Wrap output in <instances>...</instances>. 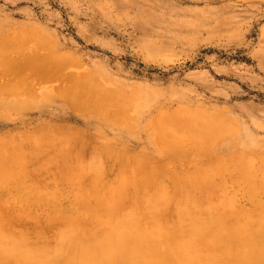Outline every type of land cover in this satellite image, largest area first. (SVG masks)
<instances>
[{
  "label": "rangeland",
  "instance_id": "1",
  "mask_svg": "<svg viewBox=\"0 0 264 264\" xmlns=\"http://www.w3.org/2000/svg\"><path fill=\"white\" fill-rule=\"evenodd\" d=\"M119 105L124 121L114 117ZM99 106L115 113L104 115ZM203 117L227 130H199ZM212 140L218 142L210 146ZM243 153L262 176L264 0H0L5 228L35 226L53 241L74 215L92 227L98 206L115 198L130 203L135 190L162 191L164 183L169 219L177 193L195 184L192 194L203 201L209 195L223 217L255 215L264 230V191L254 193L242 169L221 163ZM93 158L104 161L99 177L78 167ZM148 179L158 187L165 181L158 189ZM229 252H222L224 264L237 258ZM239 255L236 262L248 264Z\"/></svg>",
  "mask_w": 264,
  "mask_h": 264
},
{
  "label": "bare ground",
  "instance_id": "2",
  "mask_svg": "<svg viewBox=\"0 0 264 264\" xmlns=\"http://www.w3.org/2000/svg\"><path fill=\"white\" fill-rule=\"evenodd\" d=\"M124 97L126 98V95H123V98L121 96V100H123ZM128 97V100L126 98L125 101L127 100L126 102H128L130 100V103H132L133 99L131 100L130 96ZM112 99L113 98H111L110 101ZM117 99L116 102L120 103L125 109L130 107L126 106L128 104L126 102V105L123 104L118 96ZM122 106H120L121 110L119 111H122L123 113H119L124 114L123 116H119V113L116 112V114L112 111L115 113V119L122 117L120 121H124L123 117L127 116V111L123 109ZM104 107H108V105ZM100 108L102 109L103 107ZM101 111H103L101 112L103 114L112 115V112H109L108 109H102ZM177 111H179V109ZM163 113L166 112L163 111ZM179 113H182V111ZM204 113L209 114L203 111V114L201 115L203 116ZM190 114L191 116L193 115L192 112ZM191 116H188L189 123H195L194 118ZM211 116L213 117V115ZM206 119L207 117H205V119L203 117L204 122L201 120V123L199 122L200 120H196L201 124V126L199 125V130L202 131L203 128L208 127L209 129L217 127L219 130L220 126L217 125L219 124L218 119L214 124L209 122V119H207L208 122H206ZM120 121L118 122L119 124ZM230 123L227 125H230ZM128 124L129 123H127V125ZM222 125L220 128L227 130V126L224 128V125L223 127ZM183 129L185 130L186 128ZM212 129L211 133L213 134L214 129ZM232 129L233 127L231 130ZM219 131L221 132V130ZM228 132L231 131H227V133ZM214 133L217 134L218 132L215 131ZM219 134L214 136L218 137ZM189 135L191 134L189 133ZM202 137L199 135V138H197L200 139ZM217 142L218 141L213 142L212 140L210 146H213ZM247 155L249 156L248 153H243L240 154L238 158L231 157L227 159V161H224V163H221L225 168L230 165L233 171L237 168L242 169V172L248 178L250 188L254 193L264 191V162H261L258 167V170L262 173L260 178L254 173V171L257 172L254 165V159L252 160L251 157L249 158ZM96 158L98 159V157ZM101 162L104 161L91 159L90 163L86 162L87 164L81 162L83 163L81 165L79 162L78 167L80 165L86 171L94 173L93 175L95 177H99L101 174L100 171L102 170ZM103 166L104 165H102V167ZM81 167L79 168L83 170ZM85 170H83V172ZM207 170L208 171L206 172L208 174H213L211 169ZM77 175H79V173ZM77 175L73 178H78ZM154 180L155 179H153V181ZM147 181L151 180L148 179ZM159 181L162 183V181L165 180L160 179ZM155 182L151 181L150 183L153 184L151 186L156 187L157 185L158 187L157 183L154 185ZM160 183L159 187L163 184L161 188L166 189L164 183ZM125 185L126 184L122 186V188H124L122 189V194L124 191L126 192L125 194H127V188ZM193 185V187H196L195 184ZM184 186L176 195L177 208L175 210L174 208L176 206H174V215H171V219L164 215L167 211V208L164 205L166 198H168V194H166L165 191L163 192L165 189L160 191L158 187L159 191H146V193H143L142 195L137 191L139 189L135 190L137 193L134 191L135 193L133 197H131L132 200L130 203H123L122 201H119L118 198H115V200L112 198V201L114 202L110 201V204L113 205L105 206V209L102 210L99 206L98 208L94 207V211L97 212V222L92 227L87 225L86 222H82V220L74 215V219H71L72 221L63 222L59 225L56 237L53 241L46 240L44 237V231L35 226L16 233L0 224V264H224L220 260V257L226 251H230L232 256L237 257L235 262L233 260L234 258L232 259V264H238L237 260L239 259V252H241V255L239 256H242L243 260H247L248 264L249 262L251 263L252 259H254V261L257 258L259 260H264V230H259L261 226L258 228V226L255 225L257 221L254 219H256L257 216L254 215L255 217L253 216L254 219L252 220V215H249L250 220L248 219L246 221H243L242 218L241 220H234L231 215H225V217H223L221 214L223 212H220V206L212 203V199L210 200L209 195L208 201L197 199V196L195 197L192 194L193 187L190 184ZM201 186L202 185L200 184V187ZM139 187L140 186L138 185L136 188ZM145 187L146 186H144V188ZM148 189L149 188H147V190ZM220 189L223 188L221 187ZM115 191L118 193L119 190L116 189ZM216 192H218V190ZM113 195L114 196L112 197H115V194ZM123 195L121 196L119 192V196H121L120 198L124 197ZM225 197H227V195ZM226 199L229 200V197ZM166 201H169V199ZM101 202L102 200L100 203ZM229 202L230 201H228V203ZM167 203L168 202H166V205ZM223 206L228 207L225 205ZM230 207V210L234 208L233 205H230ZM244 217L246 218V215ZM172 219L173 227L169 228L168 225ZM257 219L260 218L257 217ZM261 223L264 224L263 222H260V224ZM223 226L226 230L223 229ZM202 239H204L206 245H208L207 251H204V248L200 247L202 246ZM163 245H165V252L167 250L166 254L169 252V257L163 256L165 253L164 251H162L163 254H161ZM206 245L204 247H206ZM231 250H235L234 252L237 256H235L234 252ZM236 250L238 252H236ZM222 252L224 253L222 254ZM242 263H245V261H242Z\"/></svg>",
  "mask_w": 264,
  "mask_h": 264
}]
</instances>
